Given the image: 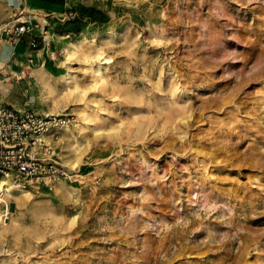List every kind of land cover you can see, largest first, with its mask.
Segmentation results:
<instances>
[{"label":"rangeland","instance_id":"obj_1","mask_svg":"<svg viewBox=\"0 0 264 264\" xmlns=\"http://www.w3.org/2000/svg\"><path fill=\"white\" fill-rule=\"evenodd\" d=\"M70 11L11 59L3 98L70 121L67 175L0 204V264H264V0Z\"/></svg>","mask_w":264,"mask_h":264},{"label":"built area","instance_id":"obj_2","mask_svg":"<svg viewBox=\"0 0 264 264\" xmlns=\"http://www.w3.org/2000/svg\"><path fill=\"white\" fill-rule=\"evenodd\" d=\"M30 25L27 21H19L17 16L0 26V32L15 41L30 31ZM31 44L35 46V40ZM22 75L25 70L16 79H21ZM67 121L69 118L16 108L0 96V204L5 202L6 195H10L7 194L11 192L10 182L22 188L44 185L51 189L67 175L56 160L55 148L45 139Z\"/></svg>","mask_w":264,"mask_h":264},{"label":"crops","instance_id":"obj_3","mask_svg":"<svg viewBox=\"0 0 264 264\" xmlns=\"http://www.w3.org/2000/svg\"><path fill=\"white\" fill-rule=\"evenodd\" d=\"M117 0H0V26L11 18L18 16L19 21H27L30 31L22 34L15 41H10L8 35L0 32V96L9 86L11 71L14 72L11 59L14 53H27L39 49L46 41L44 33L49 32V20H58L67 16L71 9H98L107 10ZM21 12V13H19ZM35 40L36 45L31 43ZM40 50V49H39ZM15 76H13V81ZM19 80V79H17ZM8 82V83H7ZM15 84V83H14ZM13 96H17L15 91H8ZM6 100L5 98H3ZM9 102L8 100H6ZM10 103V102H9Z\"/></svg>","mask_w":264,"mask_h":264},{"label":"bare ground","instance_id":"obj_4","mask_svg":"<svg viewBox=\"0 0 264 264\" xmlns=\"http://www.w3.org/2000/svg\"><path fill=\"white\" fill-rule=\"evenodd\" d=\"M48 40H49V39H48ZM48 40H47V42H46V46H45L43 49H40L39 51H28L26 54H30V55H34V56H36L35 54H36V53L39 54V52H49V50L51 49L50 46H52V45H50V42H49ZM63 42H64V49H65V51H66L67 53H70V52H72V51H75V48H76V46H77V43H76V42L71 41V40H65V41H63ZM34 61H35V60L33 59L32 62L34 63ZM33 66H34V67L37 66L36 63H34ZM92 69H93V71H94L97 75H100V76L103 75V72H102L101 68H99V67H93ZM9 184H10V185L8 186L9 191H11V190H16V191H18V192H19V194H18L19 197L27 193V191L24 190V188L19 187L18 184H16V183L10 182ZM7 194H10V192H8ZM41 207H42V205H37V204H36V206H35V208L38 209V210H41ZM7 224H8L7 221H6V222L0 221V229L5 228V226H6Z\"/></svg>","mask_w":264,"mask_h":264}]
</instances>
